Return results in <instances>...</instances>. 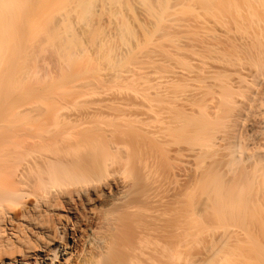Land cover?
<instances>
[{
	"label": "bare ground",
	"instance_id": "6f19581e",
	"mask_svg": "<svg viewBox=\"0 0 264 264\" xmlns=\"http://www.w3.org/2000/svg\"><path fill=\"white\" fill-rule=\"evenodd\" d=\"M105 1L65 2L82 11L119 2ZM140 3L152 13L150 0ZM13 9L0 0V82L15 55L5 31ZM164 23L128 49L135 67L113 106L71 118L65 110L90 95L72 89L71 103L20 105L11 113L22 121H0V264H223L232 236L264 231L255 226L264 149L244 145L248 130H264V41L202 39ZM216 228L201 259L202 231Z\"/></svg>",
	"mask_w": 264,
	"mask_h": 264
},
{
	"label": "rangeland",
	"instance_id": "374dc122",
	"mask_svg": "<svg viewBox=\"0 0 264 264\" xmlns=\"http://www.w3.org/2000/svg\"><path fill=\"white\" fill-rule=\"evenodd\" d=\"M12 1L14 9L10 16L11 23H8L10 26L5 28V31L8 35L6 36V38L8 37L7 41L14 43L15 55L12 57V63L2 75V82H0V107L3 108L0 111V121L3 119L22 121L23 119L19 120L13 117L11 113L14 108L20 105L40 104L51 108L55 102L71 103L72 97L70 98L65 93L72 89L80 91L82 89L86 92L88 90L90 95L87 96L88 98L86 97V104L69 107L65 110V113L71 118L95 110L94 108L104 110L108 106L118 103L119 99L113 96V93L118 89L122 77L135 67L134 56L129 53L128 49L134 48L137 42L144 41V33L152 30V26H162L164 22L165 25H168L170 21L175 25L179 22L177 25L189 27L192 30L198 29L197 34L199 37L202 36L200 37L202 39H206V37H209L208 40L224 39L222 37L246 38L257 35L258 40L264 41V7L252 11L253 9L243 6V3L240 4L238 0H233L230 5L227 3L225 6L224 4L228 0L222 2L219 0L220 3H215L217 0H213L214 2L198 0L197 4L191 0H188L189 3L182 0L183 4L180 0H171L170 7V2L163 0L169 2L168 9L170 11L168 9L164 11V3L161 4L162 7L157 5L160 0H150L151 10L153 9L152 13L156 18L148 11L149 15L140 0H119L117 7L103 11L99 9L97 11L98 7H93L91 11L70 8L65 2L66 0ZM190 1L193 5L190 4ZM206 1L210 4H207ZM102 2L106 1L93 0L94 6H100ZM176 2H180V5H177ZM223 2H225L224 8L220 5ZM238 3L240 6L236 5ZM154 4H156L155 7ZM232 4L236 7H232ZM157 7H161V9L159 8V10ZM0 17L3 18V21L8 18L4 11ZM177 19L179 21L176 22ZM173 23L171 25H174ZM186 33L190 34L188 31ZM8 48L12 47L8 46ZM145 48H147L145 45L140 47L141 50H145ZM144 66L147 65L144 64ZM249 79L251 80V78ZM94 90H98L95 91L96 95L93 93ZM102 90L107 95L100 97ZM259 102L262 104L260 107L264 109V94ZM8 127L4 129V134H11ZM257 131L261 132L257 134ZM257 131L248 130L244 137V145L248 150L264 149V130L258 129ZM261 186L263 187V185L258 187L261 188ZM258 187L256 201L258 202L260 197V202L262 199L264 200V190L261 191L263 188L260 190ZM34 200L29 201L31 204L33 203V206L35 205ZM257 205L255 207L259 208L260 205ZM16 207L17 210L21 208V206ZM261 208L264 209V205ZM263 211L257 213L258 217L255 216L258 218L255 222L258 223L254 222L257 224L255 226H260L257 229L261 230L264 229ZM217 229L219 228L209 231V234L202 231L201 259L208 258L207 247L210 245L211 239L218 238L222 231L218 232ZM263 232L258 230L257 233L255 232L256 235L252 232V236H248L249 234L247 236L242 234L237 237L232 236L227 249L223 248L225 252L222 250L228 257V262H223V264H264ZM206 233L208 236L205 235ZM259 241H261L262 248L258 245ZM217 261L210 264L221 262Z\"/></svg>",
	"mask_w": 264,
	"mask_h": 264
}]
</instances>
